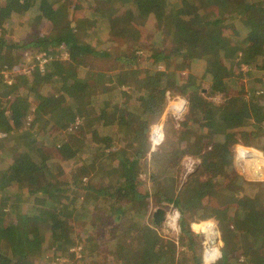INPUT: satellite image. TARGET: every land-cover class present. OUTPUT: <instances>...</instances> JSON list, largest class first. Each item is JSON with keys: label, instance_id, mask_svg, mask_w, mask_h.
Instances as JSON below:
<instances>
[{"label": "trees", "instance_id": "1", "mask_svg": "<svg viewBox=\"0 0 264 264\" xmlns=\"http://www.w3.org/2000/svg\"><path fill=\"white\" fill-rule=\"evenodd\" d=\"M75 1L0 0L3 23L14 12L36 8L50 22L42 49L59 46L69 54L68 62L43 72L35 67L10 86L0 74V157L6 161L0 168V264H31L45 240L53 251L67 252L77 244L66 236L69 220L87 218V201L99 193L120 196L110 222L111 255L120 264H202L200 237L189 228L195 216H185L186 204L196 214L217 213L221 247L213 264H264V183L245 181L231 155L237 142L255 149L264 145V0H86L83 12L69 22L65 4ZM47 8L59 14H46ZM151 20L161 39L145 40L148 46L133 43L149 33ZM108 34L109 45L101 49V36ZM118 39L124 45L113 49ZM185 44L195 52L182 65ZM25 47L0 36V63L6 50ZM141 47L149 67L137 69ZM107 58L124 66L102 72L91 65L92 59ZM198 62L204 66L199 76L189 66ZM158 66L163 71H153ZM184 66L190 69L186 79L180 75ZM203 81L210 83L206 93L199 88ZM46 84H55L58 93L43 94ZM228 84L238 91L233 97H226ZM213 92L223 93L221 102L207 99ZM176 93L189 103L177 140L166 139L151 152L145 131L161 117L167 96ZM184 155L200 158L187 200L178 191ZM68 162L69 180L58 188L55 179ZM87 177L96 185L90 179L82 184ZM70 192L78 193L75 202ZM150 196L155 208L175 203L182 209L176 244L145 221L135 222L145 219ZM87 241L96 244L92 237ZM178 249L186 258L178 257Z\"/></svg>", "mask_w": 264, "mask_h": 264}, {"label": "rangeland", "instance_id": "2", "mask_svg": "<svg viewBox=\"0 0 264 264\" xmlns=\"http://www.w3.org/2000/svg\"><path fill=\"white\" fill-rule=\"evenodd\" d=\"M86 0H76L75 3L73 4H65L68 9L66 10V19L69 22H72L74 19H76L77 15H80L83 10L85 9L84 4ZM36 8H30L25 10H21L19 12H14L10 15V17L7 19L6 22L3 23V20L0 19V26L2 28V31L0 30V36L3 37L4 41L8 43L9 45L11 44H18V45H26V47L23 50L16 51L14 48L13 50H6L4 54V61L3 63H0V70H6L9 72L10 76L12 77V80L14 78L19 77L21 73L25 74L24 68L21 69V67H26L29 64H31V61H28L31 59L33 54H44L47 57H51V62L46 64L43 68V71L48 69L50 65L55 64V63H66L69 61V54L67 50L63 47H48L47 49H42V44L40 39L45 37L49 33L50 30V22L47 18L39 15L37 12ZM40 12V11H39ZM46 14L50 15H55L59 14V12L52 11V8H47L45 11ZM43 12V14H45ZM56 16V15H55ZM146 30L149 31V33H144V38L140 39L138 37L134 38L132 40L133 43H136L137 45L143 44L144 46L151 45V42H147L145 40H154L156 41L160 38L161 36L159 32L157 31V28L155 27V23L153 20L149 21L146 23ZM4 32V33H3ZM227 33H232V30L227 31ZM2 34V35H1ZM111 38L110 34L106 36H101V40L99 42V45L101 49L107 48L109 43L108 39ZM45 39V38H43ZM139 39V40H138ZM110 40V39H109ZM123 40V39H122ZM165 44L168 46V42L166 40V36H164ZM118 42L116 44H111L114 47L121 45H124V41L117 40ZM126 42V41H125ZM92 44L96 43L95 41H91ZM130 46L131 43L126 42ZM124 50L127 49V45L122 47ZM145 47H141L140 50L138 51V62L135 64V67L137 69H144L148 68L149 65L145 61ZM195 52V47L192 44H185L183 47L182 51V56L180 57V63L182 65L188 64L193 57V54ZM88 62H89V57ZM28 61V62H27ZM91 65L96 67L99 71L102 72H107L113 67H120L122 68L124 66L123 63H120L118 61L113 62L112 58H107V59H97L91 61ZM174 65H177L176 62H174ZM202 62L194 63L191 66L190 69H193L195 74L197 76L200 75V73L203 70ZM188 66V67H189ZM187 66H184L181 75V78L186 79L188 77V74L190 72V69ZM263 69V68H262ZM163 71L162 66L156 67V69L153 68V71ZM42 71V72H43ZM239 71V70H236ZM241 71L243 73H246L248 71V68L245 65H241ZM192 75V74H191ZM194 76L192 75V82L194 83ZM241 84L246 83V79H241ZM13 83V82H12ZM57 84V83H56ZM55 85V84H54ZM52 84H46L43 85L40 89L43 94L46 95H52V94H57V89L58 87ZM227 87V95L226 97H233L235 96L238 91L236 88L230 87L229 84L226 85ZM201 88L200 90L204 93L209 91L210 89V83L203 81L201 83ZM25 90V89H24ZM59 90L62 91L63 88L59 87ZM210 93V92H209ZM214 93V94H213ZM211 93V96L209 94H206V97L208 100L213 101L215 103L221 102L223 98V93ZM167 104L165 105V108L162 112L161 117L154 123L149 124L148 129H146V133L148 135V138H150V127L154 124L160 125V127L163 130V135H164V140H169V141H176L177 136H178V131L181 128V123L184 121L185 118V112L186 107L189 104L186 97L180 95L179 93H176L173 98H169L167 96ZM178 99H183L185 100V110L183 115L180 117V119L176 120L172 116H170L169 112L167 111L170 105H173L174 101H177ZM121 102V101H119ZM28 103V101H27ZM29 120V119H28ZM78 124V122L76 123ZM1 135H4L3 133H0ZM43 136V134H41ZM102 136L98 135V138L95 139V142H99ZM162 141V142H163ZM151 142V140H150ZM159 146V145H158ZM252 147V146H251ZM157 146L151 150L155 151ZM232 149V147H231ZM260 151L264 152V145L263 143L260 144L259 149ZM51 155L54 157V154L51 153ZM186 156L190 155H184L180 162V167L182 169V162ZM196 158L199 163L194 170L196 172L198 170V167L200 165V158L197 156H191ZM6 165V161L0 157V168L4 167ZM71 163H65L63 164V173L57 177L55 180L56 186L59 188L61 184L59 182L63 181H68L69 177L68 174L71 172ZM194 172L192 174H194ZM238 173V172H237ZM192 174L186 178H183L182 175H180V180H179V196L180 198L187 200L192 194H193V189L194 186L193 184L189 186V179L191 178ZM242 177V175H240ZM146 176L141 175V179H146ZM244 178V177H243ZM90 177H87L86 179L83 180L82 184H87L89 182ZM92 181V186L96 185V180L95 179H90ZM105 180V177H104ZM205 180V177L201 176L200 181L201 183ZM245 181H247L244 178ZM148 187V183H147ZM64 188V187H63ZM138 190L142 194H146L147 191L143 189L142 185H138ZM79 193V191H76ZM76 192H70L72 202H75V199H77L78 193ZM148 197V196H147ZM115 198L120 199V196L116 195L115 197H106L103 194H98V195H93L92 200L88 205V201L86 198L80 202L87 201V209L90 212L87 218L85 219H77V220H69V223L71 225V228L66 232V236L69 239L70 236L75 238L77 240V244L70 249H68L67 252H61V251H53V246L50 240H45L44 247H43V252L41 255L36 256L35 258L32 259L31 264H120L119 261L115 258L112 257L111 252L115 249V243L113 241V227L115 224L110 223L113 218L111 216H114V214H111L113 212V208L117 206L120 202V200H116ZM97 204V208H93L94 204ZM144 204L147 206L148 212L145 215V219H139L135 218V222H143L145 221L148 227L156 232L160 238H163L165 240H170L177 243V238H178V226H171L167 220H165V213L168 211L169 208L171 207H176L179 210L180 216H182L181 212L182 209L180 206L176 205L175 203H171L169 208L163 210L164 213V219L161 221L158 225L155 224L154 219H153V210L155 208V200L151 198L146 200ZM78 206V202H77ZM185 211L184 214L185 216L191 217L190 215H193L194 213V218L192 221H189V228L194 234H197L200 237V244L199 248L201 251V256H202V264H203V254L205 250H208L206 247V236L209 232L206 234V228L210 227L213 232H215V238L217 241V251H219L221 247V240H220V230L217 227L215 220L217 213L215 211L211 213H195L194 211H191L192 208L188 207L186 204V207H183ZM161 209V208H157ZM156 209V210H157ZM85 212V211H84ZM110 212V213H109ZM128 212L126 213L125 216H123L122 221L127 220L128 218ZM106 221V224L102 225V222ZM153 221V222H152ZM107 223L109 225H107ZM205 230V231H204ZM92 237L96 244H90L87 239ZM89 243V244H87ZM74 248H80L78 253H75L72 251ZM180 251L182 249H178V257L181 258L183 257L186 258V255H181ZM216 262L214 259L211 263L213 264Z\"/></svg>", "mask_w": 264, "mask_h": 264}, {"label": "built area", "instance_id": "3", "mask_svg": "<svg viewBox=\"0 0 264 264\" xmlns=\"http://www.w3.org/2000/svg\"><path fill=\"white\" fill-rule=\"evenodd\" d=\"M32 63L24 68L25 73L31 72L34 67H37L40 71H43V68L46 64L51 62V57H47L44 54H33L30 60ZM27 61V62H28ZM0 74L2 75L3 82L10 86L12 85V77L9 72L6 70H0ZM173 105H170L168 108L169 115L174 119L178 120L183 115L185 110V100L178 99L173 102ZM264 131V123L262 124ZM156 128V129H155ZM160 132V140L158 143L154 144L152 135L154 131ZM3 135L0 134V137ZM163 130L158 124L152 125L150 127V140H151V150H153L156 146L160 145L163 141ZM231 154L234 157V167L235 170L242 175L247 181L254 183H264V152L257 150L253 147L243 144L242 142H237L232 145ZM199 161L191 156H186L182 162V177L186 178L190 176L194 170L196 169ZM180 219L179 210L176 207H171L165 213V220L169 222L171 226H178V222ZM215 235V232H214ZM207 237V236H206ZM215 237V236H214ZM206 247L208 250L211 248V245L206 241ZM217 245V244H216ZM217 248V246H216ZM80 248L72 249L73 252L78 253ZM205 250L203 254V264L206 252ZM219 254V251H218Z\"/></svg>", "mask_w": 264, "mask_h": 264}, {"label": "bare ground", "instance_id": "4", "mask_svg": "<svg viewBox=\"0 0 264 264\" xmlns=\"http://www.w3.org/2000/svg\"><path fill=\"white\" fill-rule=\"evenodd\" d=\"M156 129V128H155ZM153 143L156 144L160 140V132L159 131H154L152 135ZM205 231V230H204ZM207 231H209V234H207ZM206 234L207 237L205 238L206 241L211 245V248L206 252L205 259H204V264H209L211 263L214 259L218 257V251L216 248V243H214V232L211 230L210 227L206 228ZM213 242V243H212Z\"/></svg>", "mask_w": 264, "mask_h": 264}, {"label": "water", "instance_id": "5", "mask_svg": "<svg viewBox=\"0 0 264 264\" xmlns=\"http://www.w3.org/2000/svg\"><path fill=\"white\" fill-rule=\"evenodd\" d=\"M153 219H154L155 224L158 225L164 219V211L162 209H157L153 215ZM213 239H214L213 242L217 243L216 238H213Z\"/></svg>", "mask_w": 264, "mask_h": 264}, {"label": "crops", "instance_id": "6", "mask_svg": "<svg viewBox=\"0 0 264 264\" xmlns=\"http://www.w3.org/2000/svg\"><path fill=\"white\" fill-rule=\"evenodd\" d=\"M27 74H28V73H27ZM231 155H232V154H231ZM232 157H233V155H232ZM233 164H234V157H233ZM242 177H243V176H242ZM248 182H250V181H248ZM252 183H254V182H252ZM156 209H157V208H156ZM156 209L153 210V215H154ZM164 213H165V212H164Z\"/></svg>", "mask_w": 264, "mask_h": 264}, {"label": "clouds", "instance_id": "7", "mask_svg": "<svg viewBox=\"0 0 264 264\" xmlns=\"http://www.w3.org/2000/svg\"><path fill=\"white\" fill-rule=\"evenodd\" d=\"M23 68H25V67H23ZM34 68H35V67H34ZM34 68H33V69H34ZM33 69H32V70H33ZM32 70H31V71H32ZM29 73H30V72H29Z\"/></svg>", "mask_w": 264, "mask_h": 264}]
</instances>
